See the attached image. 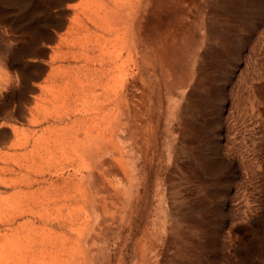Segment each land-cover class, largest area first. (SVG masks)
I'll use <instances>...</instances> for the list:
<instances>
[{
    "label": "rangeland",
    "instance_id": "rangeland-1",
    "mask_svg": "<svg viewBox=\"0 0 264 264\" xmlns=\"http://www.w3.org/2000/svg\"><path fill=\"white\" fill-rule=\"evenodd\" d=\"M55 131L97 140L63 172L90 264H264V0H0V196L27 192L20 169ZM41 196L0 215V264L64 234Z\"/></svg>",
    "mask_w": 264,
    "mask_h": 264
},
{
    "label": "bare ground",
    "instance_id": "bare-ground-1",
    "mask_svg": "<svg viewBox=\"0 0 264 264\" xmlns=\"http://www.w3.org/2000/svg\"><path fill=\"white\" fill-rule=\"evenodd\" d=\"M107 4V3H106ZM105 4V6H106ZM121 4V3H120ZM123 5V3H122ZM121 9V8H120ZM119 10V9H118ZM108 13V12H107ZM122 13V12H121ZM118 14V12H117ZM112 15V14H111ZM110 15V16H111ZM115 15V14H114ZM125 15V14H124ZM107 18V17H106ZM109 18V17H108ZM115 18V17H114ZM117 18V17H116ZM124 18V17H123ZM112 20V19H111ZM80 22V21H79ZM81 23V22H80ZM96 23V22H95ZM82 24V23H81ZM84 24V23H83ZM115 24V23H114ZM117 24V23H116ZM113 25V23H112ZM83 26V25H82ZM105 26V25H104ZM84 27V26H83ZM103 27V26H102ZM101 27V28H102ZM85 28V27H84ZM123 28V27H122ZM77 29V28H76ZM98 31V29H97ZM112 31V30H111ZM114 31V30H113ZM67 36V35H66ZM70 36V34H69ZM96 37V35H94ZM93 37V36H92ZM67 38V37H66ZM94 38V37H93ZM99 40V39H97ZM73 41V40H72ZM125 50V49H124ZM116 51V50H115ZM68 53V52H67ZM64 55V54H63ZM121 55V54H120ZM57 56V55H56ZM120 57V56H119ZM55 58V57H54ZM132 58V57H131ZM74 59V58H73ZM82 61V60H81ZM118 61V60H117ZM53 62V60H52ZM80 62V61H79ZM77 62V63H79ZM133 63V62H132ZM54 64V63H53ZM51 65V64H50ZM63 65V64H62ZM76 65V64H75ZM99 65V64H98ZM56 66V65H55ZM69 66V65H67ZM79 67V66H78ZM101 67V66H100ZM81 68V67H80ZM56 69V68H55ZM58 69V68H57ZM68 69V68H67ZM90 69V68H89ZM128 69V68H127ZM66 70V69H64ZM85 70V69H84ZM69 71V70H66ZM79 71V70H78ZM89 71V70H88ZM74 72V70H73ZM72 72V74H73ZM90 72V71H89ZM88 72V73H89ZM102 72V70H101ZM62 73V72H61ZM78 73V72H77ZM49 74V73H48ZM55 74V73H54ZM75 74V73H74ZM73 74V76H74ZM84 74V73H83ZM90 74V73H89ZM99 74V73H97ZM104 74V73H103ZM61 75V74H60ZM85 75V74H84ZM100 75V74H99ZM49 76L53 77V75L49 74ZM82 76V75H81ZM93 76V74H92ZM48 77V76H47ZM51 77V78H52ZM55 77V76H54ZM60 77V76H59ZM65 77V76H64ZM78 77V76H77ZM101 77V76H100ZM46 78V77H45ZM61 78V77H60ZM66 78V77H65ZM89 78V77H88ZM92 78V77H91ZM7 79V77H6ZM50 79V78H49ZM56 79V78H55ZM67 79V78H66ZM71 79V78H70ZM73 79V78H72ZM77 79V78H76ZM75 79V80H76ZM10 80V79H9ZM47 80V79H46ZM57 80V79H56ZM69 80V78H68ZM74 80V81H75ZM6 81V80H5ZM97 81V79H96ZM54 82V81H52ZM73 82V81H72ZM72 82H70L69 87H71ZM76 82V81H75ZM43 83V82H42ZM69 83V82H68ZM74 83V82H73ZM78 83V82H77ZM81 84V83H80ZM62 85V84H61ZM53 86V85H52ZM51 86V87H52ZM55 86V85H54ZM68 86V85H67ZM75 87L78 88V86H76V84L74 85ZM59 88V86H58ZM72 88V87H71ZM82 88V86H81ZM91 88V87H90ZM100 88V87H99ZM96 89V88H95ZM72 90V89H71ZM35 91V90H33ZM63 90L61 89V92ZM67 91V90H66ZM65 91V92H66ZM73 91V90H72ZM82 91V90H80ZM60 92V93H61ZM71 92V91H70ZM117 92V91H116ZM55 93V92H54ZM64 93V92H63ZM69 93V92H68ZM118 93V92H117ZM36 94V93H35ZM66 94V93H65ZM110 94V93H109ZM60 94L56 95L57 97ZM107 95V94H106ZM37 96V95H36ZM74 96V95H73ZM108 96V95H107ZM62 97V96H61ZM69 97V96H68ZM117 97V96H116ZM63 99V98H62ZM67 99V98H66ZM58 100V99H57ZM65 101V100H64ZM63 101V102H64ZM115 102V99H114ZM65 103V102H64ZM19 104V103H18ZM29 104V103H28ZM32 104V103H31ZM49 104V102H48ZM53 104V103H52ZM108 104V103H107ZM115 104V103H114ZM56 105V103H55ZM111 106V105H110ZM50 107V106H49ZM52 107V106H51ZM74 107V106H73ZM100 107V106H98ZM104 107V105H103ZM106 107V106H105ZM115 107V106H114ZM56 107H52V109H55ZM118 108V107H116ZM26 109V108H25ZM114 109V108H113ZM56 110V109H55ZM97 111V110H96ZM95 111V112H96ZM114 111V110H113ZM116 111V110H115ZM91 112V111H90ZM104 112V111H103ZM102 112V114H103ZM51 113V112H50ZM89 113V112H88ZM114 113V112H113ZM35 114V113H34ZM59 114V113H58ZM70 114V111L68 113V109L64 106L63 107V112L62 115L67 116ZM100 114V113H98ZM120 114V113H119ZM38 116V115H37ZM52 115H50L51 117ZM61 116V114H60ZM58 116V117H60ZM97 116V115H95ZM36 117V116H35ZM39 117V116H38ZM50 117H48L50 119ZM55 117V116H54ZM62 117V116H61ZM60 117V118H61ZM98 117V116H97ZM112 117V116H111ZM116 117V116H114ZM120 117V116H119ZM40 118V117H39ZM38 118V119H39ZM42 118V117H41ZM63 118V117H62ZM94 118V117H93ZM118 118V117H117ZM43 119V118H42ZM83 119V118H82ZM85 119V117H84ZM96 119V118H95ZM116 119V118H114ZM34 120V119H33ZM32 120V121H33ZM46 120V118H45ZM66 120V119H65ZM70 120V119H69ZM91 120V119H90ZM64 121V120H63ZM82 121V120H81ZM93 121V120H92ZM110 121V120H109ZM115 121V120H114ZM113 121V122H114ZM120 122V120H118ZM100 122V121H98ZM111 122V121H110ZM108 122V123H110ZM62 123V122H61ZM77 123V122H76ZM83 123V122H82ZM89 122H87L88 124ZM118 123V122H117ZM45 124V123H44ZM47 124V123H46ZM70 124V123H69ZM68 124V125H69ZM49 125V124H48ZM66 125V126H68ZM75 125V124H74ZM78 125V124H77ZM101 125V124H100ZM112 125V123H111ZM117 125V124H115ZM44 126V125H43ZM79 126V125H78ZM107 126V125H106ZM29 126H27L26 128H28ZM60 127V126H59ZM93 127V126H92ZM103 127V126H102ZM110 127V125H109ZM112 127V126H111ZM115 127V126H114ZM117 127V126H116ZM119 127V126H118ZM43 128V127H42ZM57 128V127H56ZM64 128V127H63ZM67 128V127H66ZM72 128V127H71ZM79 128V127H78ZM95 128V126H94ZM98 128V127H97ZM96 128V129H97ZM33 129V128H32ZM44 129V128H43ZM92 129V128H90ZM111 129V128H110ZM12 130V129H11ZM44 131V134L46 132V130H42ZM39 130V131H40ZM64 130V129H63ZM86 130V129H85ZM98 130V129H97ZM109 130V129H108ZM106 130V134L107 131ZM113 130V129H112ZM27 131V130H26ZM40 131V132H41ZM84 131V130H83ZM105 131V130H104ZM36 132V130H35ZM70 132V131H69ZM68 132V133H69ZM74 132V131H73ZM88 132V131H86ZM86 132H83L84 134H86ZM92 132V131H91ZM97 132V131H96ZM111 132V131H110ZM113 132V131H112ZM119 132V131H118ZM31 133V132H30ZM33 133V132H32ZM38 133V132H37ZM43 133V132H41ZM48 133V131H47ZM46 133V134H47ZM58 133V132H57ZM72 133V132H71ZM78 133V132H77ZM81 133V132H79ZM78 133V134H79ZM40 134V133H38ZM43 134V135H44ZM73 134V133H72ZM102 134V133H101ZM114 134V133H113ZM116 134V133H115ZM118 134V133H117ZM35 135V134H34ZM74 135V134H73ZM68 136L65 133L56 135V131L53 134L50 135H45L46 137H43V139L46 140L45 146L43 148L44 151L47 152L48 156H43L40 158V161L38 163H34L26 165L25 167L23 166L20 170H22V174L23 177H26L27 180L29 181V183H23L21 185L24 188H28L27 192H22L23 189L17 190V192H19V195L17 197V192H14L11 195H7L5 196L3 194V196L0 198V215L1 218L2 217H6V216H11V217H27L26 215L29 214V212H33L32 214H36V212L34 211V208H27L29 203H32V200L35 196V193H41V197H44L42 200H40L41 197L39 198H35L34 204L36 205H43L44 207H42L41 209L43 210H39L41 212H43L44 214H42L41 212H38L39 216L38 217H50L51 219L47 220L48 223V228L49 230H52V228H54V225L56 224V217L58 219V217H60L61 220H58V224H56L58 227V229H60L62 232H64V234L60 237L57 236V233H52V231H50L48 233L47 236H43L41 233L39 234V231H36L39 234V237H41L40 242H39V248L33 247V248H29V249H24V241H18L17 243V247L16 249H14L12 252H10L8 257V263H15L16 264H90L91 263V256L90 254L87 252V249L85 247V242L86 239L88 238L87 236V231L85 229V226H83V219L85 220V216L82 219L83 216V212L87 211V205L84 202V200L81 198L80 201H78V206L80 209H78L76 214H71L70 212V206L72 207L75 203L74 197H79V195L75 196V194L73 193V191L71 190V184L69 181V176H64L63 172L64 170L68 167L71 166L73 168L74 163L77 162L78 159L85 161L84 159H89L91 162H93L94 158L98 156L97 155V148L98 146L96 145V141L93 142V146L88 145L87 143L85 144L83 141H80V139L78 140L77 137L74 136ZM89 135V134H88ZM112 135V134H111ZM86 136V135H82ZM97 136V135H96ZM113 136V135H112ZM111 136V137H112ZM94 137V136H92ZM104 137V136H103ZM102 137V138H103ZM114 137V136H113ZM32 139V136L30 137ZM105 138V137H104ZM110 138V136H109ZM115 138V137H114ZM74 139L76 142H74ZM86 139V137H85ZM83 139V140H85ZM96 139V138H95ZM98 139V138H97ZM111 139V138H110ZM27 140V138L25 139ZM33 140V139H32ZM102 140V139H101ZM28 141H30L28 139ZM116 141V140H114ZM24 142V141H23ZM26 142V141H25ZM86 142V141H85ZM88 142V141H87ZM107 142V141H106ZM28 143V142H27ZM104 143V142H103ZM109 143H113L110 142ZM117 143V142H116ZM114 142V144H116ZM25 144V143H24ZM118 144V143H117ZM26 145V144H25ZM97 147H96V146ZM102 145V142H101ZM109 145V144H108ZM24 146V145H23ZM117 146V145H116ZM22 147V146H20ZM20 147L19 150H20ZM28 147V146H26ZM100 147V146H99ZM102 147V146H101ZM100 147V148H101ZM106 147V146H105ZM111 147H113L111 145ZM8 148V147H7ZM15 148V147H14ZM17 148V147H16ZM33 148V147H32ZM12 149V148H11ZM26 149V148H25ZM36 149V147H35ZM55 149H57L62 155L60 160L54 159L55 155L53 154V151H55ZM107 149V148H106ZM115 149V148H113ZM16 150V149H15ZM110 150V149H109ZM117 150V149H116ZM116 150L115 153H116ZM34 151V150H33ZM102 151V150H100ZM105 151V150H104ZM112 151V150H111ZM118 151V150H117ZM17 152V151H16ZM28 152V150H27ZM30 152V151H29ZM28 152V154H29ZM32 152V151H31ZM41 152V151H40ZM110 152V151H109ZM107 153V151H106ZM105 153V154H106ZM113 153V151L111 152ZM41 154V153H40ZM108 154V153H107ZM22 154H20L21 156ZM27 155V154H26ZM46 155V154H45ZM109 155V154H108ZM10 156V155H9ZM65 156V157H64ZM106 156V155H105ZM17 157V155H16ZM19 157V154H18ZM36 157V156H35ZM78 157V159L76 158ZM101 158V157H100ZM103 158V157H102ZM18 161V160H15ZM21 161V160H19ZM7 162V161H5ZM11 163V162H10ZM18 163V162H17ZM84 163V162H83ZM8 164H9V159H8ZM7 164V166H8ZM13 164V163H11ZM10 164V165H11ZM6 166V167H7ZM77 166H78V162H77ZM3 167V168H6ZM13 167V165H12ZM15 167V166H14ZM2 168V169H3ZM16 168V167H15ZM8 170V168L6 169ZM5 170V171H6ZM14 170V169H13ZM19 170V169H18ZM19 170V172H20ZM78 170V169H77ZM92 170V169H90ZM12 172V170H10ZM70 171V170H69ZM74 171V170H72ZM86 171V170H85ZM1 173V171H0ZM10 173V172H8ZM18 172H16L15 174L18 176L19 174H17ZM65 173V172H64ZM73 173V172H71ZM79 173V172H78ZM85 173V172H84ZM4 174V173H3ZM12 174V173H11ZM81 174V173H80ZM1 175V174H0ZM9 175V174H8ZM2 176V175H1ZM0 176V177H1ZM21 176V175H19ZM75 176V175H74ZM14 177V176H13ZM81 177V176H80ZM15 178V177H14ZM82 178V177H81ZM74 179V178H72ZM77 179V178H76ZM26 180V179H25ZM9 183V180H7ZM78 181V180H77ZM7 183V182H6ZM7 183V184H8ZM14 183L15 186V182ZM10 183V185L12 184ZM35 184V185H34ZM81 184V183H80ZM34 185V190H31L30 188ZM7 186V185H6ZM20 186V185H19ZM38 187V188H37ZM77 188V187H76ZM18 189V188H17ZM30 189V190H29ZM80 190V189H79ZM24 194V197H21L20 194ZM2 194V193H1ZM14 195V196H13ZM88 195V194H87ZM38 196V195H37ZM82 196V195H81ZM86 196V195H85ZM84 197V196H83ZM16 198V200L14 199ZM86 198V197H85ZM89 198V197H88ZM79 199V198H78ZM89 200V199H88ZM64 205L65 208L63 209H59V205ZM86 209V210H85ZM77 219V225L79 226V229L82 230L80 233L81 238H76V242L78 241V247L75 248L73 247L71 244H75L74 239L72 240L73 236L72 234H68L71 231L69 230V228L71 227L72 232L75 230L73 229V223L72 220L74 221V219ZM18 219V218H17ZM20 221V220H19ZM3 222V221H2ZM9 222V221H8ZM41 222V221H40ZM76 222V221H75ZM24 223V222H23ZM72 223V224H71ZM79 223V224H78ZM82 223V224H81ZM5 224V223H2ZM24 225V224H23ZM44 226V225H43ZM47 226V225H46ZM40 227V226H38ZM58 229H56L55 231L57 232ZM65 229V230H64ZM8 230V229H7ZM6 230V232H8ZM39 230V229H38ZM69 230V232H68ZM54 231V230H53ZM10 232V231H9ZM20 232V231H19ZM47 233V232H46ZM9 234V233H8ZM12 234V233H11ZM13 236V234H12ZM23 236V235H22ZM24 237V236H23ZM58 242H60L61 246H58ZM70 245V246H67ZM6 246V245H5ZM88 247V246H87ZM12 254V255H11ZM15 257L18 258L15 260ZM10 259H14L13 261H10Z\"/></svg>",
    "mask_w": 264,
    "mask_h": 264
}]
</instances>
